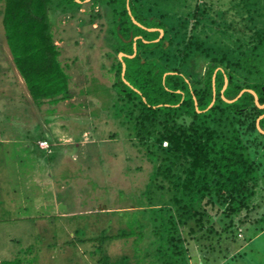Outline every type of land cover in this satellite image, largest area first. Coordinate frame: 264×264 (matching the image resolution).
Masks as SVG:
<instances>
[{
	"label": "rangeland",
	"instance_id": "1",
	"mask_svg": "<svg viewBox=\"0 0 264 264\" xmlns=\"http://www.w3.org/2000/svg\"><path fill=\"white\" fill-rule=\"evenodd\" d=\"M137 1L146 15L164 23L173 14L196 9L200 17L188 21L189 29L207 45L244 50L252 44L253 32L264 28V0H252L249 13L238 0ZM79 4L63 12L51 5L48 11L58 61L68 76L69 97L63 101L36 105L30 100L0 24V262L100 264L102 255L114 260L125 254L135 264L131 238L126 244L122 239L99 243L97 238L102 229L110 226L113 233L121 226L123 216L111 212L141 205L151 163L145 147L122 123L116 89L111 88L110 68L119 60L113 48L120 44L109 33L108 7L90 0ZM147 24L134 25L151 30ZM202 63L196 55L183 70L196 80ZM37 140L46 147L39 149ZM254 158L259 180L249 201L253 209L234 216L218 240L198 233L185 238L191 264H264V150ZM152 191L154 197L159 194ZM132 215L136 217H128ZM213 222L219 230L227 220L219 216Z\"/></svg>",
	"mask_w": 264,
	"mask_h": 264
},
{
	"label": "trees",
	"instance_id": "2",
	"mask_svg": "<svg viewBox=\"0 0 264 264\" xmlns=\"http://www.w3.org/2000/svg\"><path fill=\"white\" fill-rule=\"evenodd\" d=\"M78 1L0 0L3 40L36 105L69 97L68 76L58 61L48 11L51 5L61 12L74 10L83 0ZM90 1L108 7L113 24L109 33L120 44L113 52L125 55L110 68L111 88L116 89L122 123L145 147L151 163L141 205L111 212L123 216L121 226L113 233L110 226L102 229L97 241L122 239L126 244L131 238L135 264H191L185 238L192 240L198 233L202 239L214 235L218 240L233 225L234 216L247 215L253 209L249 201L259 180L254 156L264 150V133L255 124L264 132V116L258 119L264 108L255 106L249 92L238 93L252 91L257 104L264 105V28L253 32L252 44L246 49H231L196 39L188 25L189 20L200 17L196 9L182 16L173 14L164 23L146 15L137 0ZM238 1L249 13L248 6L254 2ZM130 18L142 26L147 22L146 28L162 30L161 37L153 42L158 33L142 30ZM196 55L203 62L202 70L192 80L183 69ZM154 188L159 192L155 197L151 194ZM162 192L167 194L165 199H159ZM133 213L135 218L128 217ZM219 216L227 223L216 230L213 221ZM130 260L125 254L114 260L102 255L100 264H131ZM0 264L20 262L14 259Z\"/></svg>",
	"mask_w": 264,
	"mask_h": 264
},
{
	"label": "water",
	"instance_id": "3",
	"mask_svg": "<svg viewBox=\"0 0 264 264\" xmlns=\"http://www.w3.org/2000/svg\"><path fill=\"white\" fill-rule=\"evenodd\" d=\"M76 2H79L78 0H75ZM85 1H87V0H83V2H85ZM131 21L134 23V24H136L137 26H139L132 18H131ZM157 31H158V33H159V36H160V34H161V30H159V29H157ZM133 40H135V38H133ZM133 53H134V45H133ZM122 56H124L122 53H119L118 54V58H119V60H120V58L122 57ZM131 56H133V54L132 55H130V56H127V57H131ZM123 69H124V66H123V64L121 63V70H120V75H122V73H123ZM224 86H225V81H224V83H223V86H222V89L224 88ZM222 89H221V91H222ZM220 91V92H221ZM243 91H247V92H249L251 95H252V97H253V102H254V104H255V106L256 107H258V108H260V109H262V108H264V105H258L257 104V101H256V97H255V95H254V93L252 92V91H249V90H241L239 93H238V95L239 94H241ZM237 95V96H238ZM236 96V97H237ZM225 102H232L233 100H225V99H223ZM194 104V107H195V102L193 103ZM211 105V102H210V104L208 105V107ZM262 116H264V114H262V115H260L259 117H258V119H260ZM257 119V120H258ZM255 128H256V130L259 132V133H261V134H263L264 132H262L259 128H258V126H257V123L255 124Z\"/></svg>",
	"mask_w": 264,
	"mask_h": 264
},
{
	"label": "crops",
	"instance_id": "4",
	"mask_svg": "<svg viewBox=\"0 0 264 264\" xmlns=\"http://www.w3.org/2000/svg\"><path fill=\"white\" fill-rule=\"evenodd\" d=\"M159 30H160V29H159ZM147 31H156V32L158 33L157 29H154V28H152L151 30H147ZM158 35H159V33H158ZM161 35H162V30H161V34H160L159 38L161 37ZM135 39H136V38H135ZM134 50H135V48H134ZM38 142H40V141L37 140V141H36V145H37V147L39 148V146H38ZM39 149H42V148H39Z\"/></svg>",
	"mask_w": 264,
	"mask_h": 264
},
{
	"label": "built area",
	"instance_id": "5",
	"mask_svg": "<svg viewBox=\"0 0 264 264\" xmlns=\"http://www.w3.org/2000/svg\"><path fill=\"white\" fill-rule=\"evenodd\" d=\"M162 144L165 145V143H162ZM38 146L41 147V148H45L46 147V142L45 141L38 142Z\"/></svg>",
	"mask_w": 264,
	"mask_h": 264
}]
</instances>
